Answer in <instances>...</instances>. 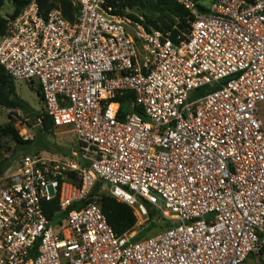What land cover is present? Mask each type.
<instances>
[{
    "label": "built area",
    "instance_id": "1",
    "mask_svg": "<svg viewBox=\"0 0 264 264\" xmlns=\"http://www.w3.org/2000/svg\"><path fill=\"white\" fill-rule=\"evenodd\" d=\"M175 1L176 42L109 0H73V21L36 0L6 18L0 65L79 150L24 155L0 180V264H243L263 249L264 0ZM98 183L134 230L113 231ZM148 205L172 224L137 239Z\"/></svg>",
    "mask_w": 264,
    "mask_h": 264
},
{
    "label": "trees",
    "instance_id": "2",
    "mask_svg": "<svg viewBox=\"0 0 264 264\" xmlns=\"http://www.w3.org/2000/svg\"><path fill=\"white\" fill-rule=\"evenodd\" d=\"M32 0H14V13L10 17L18 16L22 10L31 2ZM42 13H47L53 8H58L62 11L64 17L70 21L75 19V15L78 12V7L74 5L73 0H36ZM110 5L113 6L114 12L116 14L122 15L134 22L141 23L143 27L149 31L150 28L161 31L173 41H177V37L182 33L187 34L189 28V17L188 12L183 6L178 4L175 0H109ZM5 4V0H0V11ZM144 10L147 11L145 14V21L142 22L135 15L129 13L132 10ZM7 19L0 14V36H3L7 32ZM210 89H199L196 91L197 96L205 95ZM39 96L42 98V94L38 92ZM133 98L132 93H127L123 97H119L118 100L121 103V109L127 111L130 108V103ZM0 107L6 108L12 111H21L31 120L39 119L42 123V127L45 131H50L54 127L52 119L44 113L36 112L31 108L30 104L18 96L16 92V84L11 76L5 71V69L0 65ZM42 130L39 129V132ZM41 137V136H40ZM1 139H10L16 146H28L33 141L24 140L20 136L18 130L16 129L15 122L11 121L7 125L0 126V155L3 145ZM39 139V145L42 148H47L46 144ZM9 162L7 159L0 160V180L4 177L5 172L9 168ZM103 184L98 183L92 190V194L97 193ZM98 203L105 215L108 224L111 226L113 231L118 236H123L124 234L134 230L137 219L136 216L127 204L117 201L110 194L101 193ZM56 204V203H55ZM56 207V205H55ZM152 223L149 227L137 236V239L147 236L146 234L152 229L156 228L161 221L166 223V227L172 223L164 221L162 216L156 221L155 216L152 212V207L147 206ZM72 207L71 209H73ZM50 213V212H49ZM51 216V214H49ZM262 237V236H261ZM264 251V248H263Z\"/></svg>",
    "mask_w": 264,
    "mask_h": 264
},
{
    "label": "rangeland",
    "instance_id": "3",
    "mask_svg": "<svg viewBox=\"0 0 264 264\" xmlns=\"http://www.w3.org/2000/svg\"><path fill=\"white\" fill-rule=\"evenodd\" d=\"M13 13L14 0H5V4L1 9L0 14L4 18H8ZM129 13L135 15L142 22H144V16L147 14V11L136 9L129 11ZM182 34L185 35V33ZM15 84L18 96L28 102L31 108H33L36 112L40 113V115H43L45 113V106L42 98L38 94V86L35 84L31 85L26 82H15ZM259 116L264 122V104H262L260 107ZM11 121L15 122L16 129L18 130L20 136H22L24 140L33 141V143L28 146H16V144L10 139H1L3 149L1 150L0 160H8L10 165L8 170L11 168L13 169L20 159L27 154H41L43 156L63 158L73 156V153H76L79 150L78 140L70 127H53L50 131H45L39 119V122H34L21 111H12L0 107V126L7 125ZM39 129L42 131L39 132ZM38 138H40V140L46 144V149L40 147ZM8 170L5 172V174L8 172ZM101 190L104 194H110L108 186L105 184H103ZM164 227H166V223L161 221V223H159L156 228L149 231L146 235L161 231L164 229ZM145 229L136 228L134 232L136 236H138L143 233ZM261 236L264 240V232ZM243 264H264L263 249L257 254L250 255Z\"/></svg>",
    "mask_w": 264,
    "mask_h": 264
},
{
    "label": "water",
    "instance_id": "4",
    "mask_svg": "<svg viewBox=\"0 0 264 264\" xmlns=\"http://www.w3.org/2000/svg\"><path fill=\"white\" fill-rule=\"evenodd\" d=\"M33 121L34 122H39L38 119H34ZM152 212H153V214L155 216V220L157 221L159 219V217H160V214L155 209H152Z\"/></svg>",
    "mask_w": 264,
    "mask_h": 264
}]
</instances>
